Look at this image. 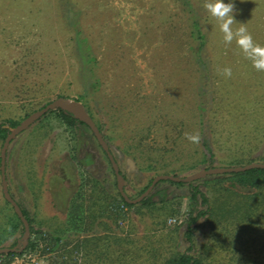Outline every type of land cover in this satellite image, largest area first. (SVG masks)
<instances>
[{
	"label": "rangeland",
	"instance_id": "obj_1",
	"mask_svg": "<svg viewBox=\"0 0 264 264\" xmlns=\"http://www.w3.org/2000/svg\"><path fill=\"white\" fill-rule=\"evenodd\" d=\"M206 2L0 0V122L20 124L60 97L81 102L95 123L102 125L131 198L164 174L148 170V155L169 171L185 170L180 177L210 168L203 162L204 143L217 154L212 167H228L226 162L236 151L249 152L253 159L261 157L264 70L257 69L236 43L235 32L245 26L253 43L264 47V0H234L230 42L204 7ZM72 14H78L92 43L101 81L98 90L88 88L80 77L72 35L65 26ZM193 16L206 35L200 55L198 41L190 35ZM82 134L81 153L94 156L88 170L110 191H119L97 141L85 128ZM188 135H198V142ZM74 136L76 132L49 116L17 136L8 148L10 194L30 212L35 229L53 230L65 220L84 176L74 157ZM196 184L212 197L204 181ZM155 191H166L174 199L180 211L168 219L167 226H178L182 232L190 213L187 187L164 181ZM5 200L0 170V218L12 213ZM130 215L139 233L151 227L147 217L142 221ZM204 223L200 221L196 230L198 246L206 241ZM122 225L127 228V223ZM186 247L181 241L180 248ZM36 263L47 264L40 250L26 252L10 264Z\"/></svg>",
	"mask_w": 264,
	"mask_h": 264
},
{
	"label": "trees",
	"instance_id": "obj_2",
	"mask_svg": "<svg viewBox=\"0 0 264 264\" xmlns=\"http://www.w3.org/2000/svg\"><path fill=\"white\" fill-rule=\"evenodd\" d=\"M71 16L66 20L65 26L72 35V50L79 64L80 77L88 88L98 90L101 81L96 74L97 58L92 43L84 34L78 14ZM190 35L198 41L196 53L200 55L207 41L194 16ZM49 116H55L72 133L76 132L74 138L77 137V142L73 153L85 171L84 176L69 202L65 220L53 230L35 229L30 212L13 197L30 224L32 237L22 252L0 254V260L4 264H10L26 252L39 250L47 257V264H264L263 169L211 175L197 180L205 182L213 193L212 197L196 181L177 183L168 180L175 186H186L188 189L190 213L186 228L181 232L178 226L173 229L167 226L168 219L177 215L180 210L166 191L151 192L139 203H128L118 190L110 191L88 170L94 163V156L81 153L84 139L82 133L85 128L94 137L91 129L61 109L51 110L39 120ZM18 124L19 122L12 120L0 122V141H4L10 128ZM97 126L102 131V125ZM103 137L108 143L106 136ZM97 144L106 155L98 142ZM204 145L207 152L203 162L211 168L217 160V154L210 145ZM232 153L233 156L226 162L228 167L264 161V155L253 159L249 152ZM145 159L148 161V170L174 176L185 171H169L160 166L151 155ZM107 160L111 166L108 157ZM112 171L114 173L113 168ZM151 182L137 197L147 190ZM161 182L164 181L159 183ZM5 202L12 213L0 218V248H11L23 235L24 225L13 207L6 200ZM131 213L142 221L147 217L151 227L144 233H139ZM202 220L205 223L201 226L207 229L206 241L198 246L196 230ZM123 223H127L126 229ZM9 241L11 244L7 246ZM181 241L187 244L185 250L180 248Z\"/></svg>",
	"mask_w": 264,
	"mask_h": 264
},
{
	"label": "water",
	"instance_id": "obj_3",
	"mask_svg": "<svg viewBox=\"0 0 264 264\" xmlns=\"http://www.w3.org/2000/svg\"><path fill=\"white\" fill-rule=\"evenodd\" d=\"M61 109L65 111L66 113L72 114L74 117H76L81 122L85 123L92 131V133L95 135L99 145L102 147L104 152L106 153L107 157L109 158V161L111 163V166L114 170L118 189L121 194V196L131 204H136L141 202L143 199H145L147 196L150 195L154 187L160 182V181H173L177 183H192L199 179L205 178L207 176L211 175H222L227 173H239V172H245L251 169H263L264 170V162H253L244 166H234V167H211L207 169H202L192 175H188L185 177L180 176H174L169 174H162L156 176L150 186L147 188V190L142 193L139 197L135 199H131L126 191L125 186L127 184L126 179L121 174L119 165L117 163V160L114 156V154L111 152L109 144L106 142V140L103 137L102 131L99 129L93 118L88 113L85 106L76 100H70L67 98H57L56 100L52 101L51 103L47 104L42 109L30 114L26 119H24L19 125L16 127L10 128V132L7 135L6 139L4 140L1 153H0V170H1V179H2V190L3 195L6 199V201L13 207L14 212L17 214V216L20 218L24 225V233L22 235V238L18 241V243L14 247H4L0 248V254H7V253H15V252H22L28 245L30 237H31V228L28 220L24 216L21 207L18 205V203L13 199V197L10 194L9 187H8V180L6 175V160H7V152L8 148L11 144V142L19 136L21 133L26 131L30 126H32L35 122H37L41 117H43L45 114H47L51 110H57Z\"/></svg>",
	"mask_w": 264,
	"mask_h": 264
},
{
	"label": "clouds",
	"instance_id": "obj_4",
	"mask_svg": "<svg viewBox=\"0 0 264 264\" xmlns=\"http://www.w3.org/2000/svg\"><path fill=\"white\" fill-rule=\"evenodd\" d=\"M204 7L214 17L219 25L220 31L224 34L225 41L233 39L232 24L235 19L236 12L234 0H207ZM237 37L236 43L247 53L253 60V64L257 69L264 70V47L255 45L252 36L247 33L245 26L241 25L235 32ZM230 74V69H225ZM188 139L192 142H198V135H188Z\"/></svg>",
	"mask_w": 264,
	"mask_h": 264
},
{
	"label": "flooded vegetation",
	"instance_id": "obj_5",
	"mask_svg": "<svg viewBox=\"0 0 264 264\" xmlns=\"http://www.w3.org/2000/svg\"><path fill=\"white\" fill-rule=\"evenodd\" d=\"M94 135V134H93ZM94 137H95V135H94ZM95 139H96V137H95ZM97 140V139H96ZM98 142V141H97ZM112 152V151H111ZM113 153V152H112ZM122 174V173H121ZM123 175V174H122ZM125 178V177H124ZM126 179V178H125ZM127 181V180H126ZM19 241V240H18ZM18 243V242H17Z\"/></svg>",
	"mask_w": 264,
	"mask_h": 264
},
{
	"label": "built area",
	"instance_id": "obj_6",
	"mask_svg": "<svg viewBox=\"0 0 264 264\" xmlns=\"http://www.w3.org/2000/svg\"><path fill=\"white\" fill-rule=\"evenodd\" d=\"M36 264H38V263H36Z\"/></svg>",
	"mask_w": 264,
	"mask_h": 264
}]
</instances>
